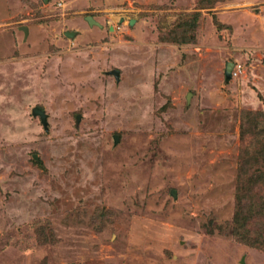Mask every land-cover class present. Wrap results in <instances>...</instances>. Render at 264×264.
I'll return each instance as SVG.
<instances>
[{
	"label": "rangeland",
	"instance_id": "obj_1",
	"mask_svg": "<svg viewBox=\"0 0 264 264\" xmlns=\"http://www.w3.org/2000/svg\"><path fill=\"white\" fill-rule=\"evenodd\" d=\"M239 204L264 228V0H0V264H264Z\"/></svg>",
	"mask_w": 264,
	"mask_h": 264
},
{
	"label": "trees",
	"instance_id": "obj_2",
	"mask_svg": "<svg viewBox=\"0 0 264 264\" xmlns=\"http://www.w3.org/2000/svg\"><path fill=\"white\" fill-rule=\"evenodd\" d=\"M186 34H187V31L183 34V36H185ZM187 37H189V36H187ZM191 37H189V38L184 37L178 41L179 42L188 41V40H191ZM260 156L261 155H259V157ZM247 158H248V161H251L250 157H247ZM254 161H259V159H255ZM252 182H254V181H252ZM253 212H254V210L252 208L246 209V205H243V204H239L235 208V212H234V216H233V220H234L233 236H236L239 239L243 240L244 244H246L248 246H258V247H261L264 249V228L259 227V228H256L255 230L251 229V224L253 223V225H255V222H256L255 217L253 215ZM250 218L253 219L252 223H250V220H249ZM256 225L261 226V224H259V223H257Z\"/></svg>",
	"mask_w": 264,
	"mask_h": 264
},
{
	"label": "water",
	"instance_id": "obj_3",
	"mask_svg": "<svg viewBox=\"0 0 264 264\" xmlns=\"http://www.w3.org/2000/svg\"><path fill=\"white\" fill-rule=\"evenodd\" d=\"M45 1L47 2V0H45ZM87 20H88L89 24H91V25H94V24H97L98 25L97 21L94 20L91 16H88L87 17ZM133 23H134V21L132 20L131 21V24H133ZM23 29L25 30V33L27 34L28 33L27 28L24 27ZM66 35L67 36H74V33L73 32L72 33L67 32ZM233 66H234V63L233 62H230V63L227 64L226 72H227V75L228 76H230L231 70H232ZM110 74H113L115 77H117V79L119 77V71H117V70L111 71ZM188 101H189V97H188ZM33 115L34 116H40L42 124L45 127H47V123H48L47 122V114H46V112L42 108H40V107L33 108ZM117 141H118V138L115 137V142H117Z\"/></svg>",
	"mask_w": 264,
	"mask_h": 264
},
{
	"label": "built area",
	"instance_id": "obj_4",
	"mask_svg": "<svg viewBox=\"0 0 264 264\" xmlns=\"http://www.w3.org/2000/svg\"><path fill=\"white\" fill-rule=\"evenodd\" d=\"M237 67H238L239 69L241 68V66H240V65H237ZM237 67H236V65H235V67H234V68L236 69ZM235 69H234V70H235ZM233 72H235V71H233ZM236 73H237V72H235V74H236Z\"/></svg>",
	"mask_w": 264,
	"mask_h": 264
},
{
	"label": "flooded vegetation",
	"instance_id": "obj_5",
	"mask_svg": "<svg viewBox=\"0 0 264 264\" xmlns=\"http://www.w3.org/2000/svg\"><path fill=\"white\" fill-rule=\"evenodd\" d=\"M235 65H236V63H234V66L233 67H235Z\"/></svg>",
	"mask_w": 264,
	"mask_h": 264
}]
</instances>
